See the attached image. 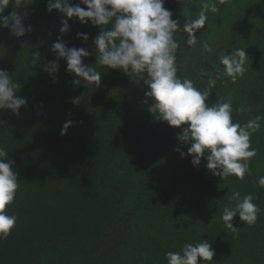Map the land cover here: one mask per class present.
<instances>
[{"label": "trees", "instance_id": "16d2710c", "mask_svg": "<svg viewBox=\"0 0 264 264\" xmlns=\"http://www.w3.org/2000/svg\"><path fill=\"white\" fill-rule=\"evenodd\" d=\"M47 3L24 0L17 10L32 28L24 37L0 28V69L21 85L17 95L27 99L19 116L0 110V146L13 161L19 183L6 209L17 222L8 239L0 241V264H167V252L202 241L215 252L212 264H264V188L258 184L264 176V120L251 137L257 150L251 175L222 179L206 168L203 157L194 166L190 156L182 159L176 151L186 154L190 147L178 140L181 130L156 121L144 105L146 86L95 65L100 29L83 27L75 18L62 40L92 53L84 64L96 68L101 80L98 87L73 84L76 78L66 71V61L52 51L64 17L56 10L49 13ZM251 3H164L181 30L175 33L177 75L200 90L215 79L207 103L230 99L233 122L240 124L264 116V5ZM12 11L9 6L4 16ZM201 15L206 20L197 26L199 43L189 48L183 27ZM234 26L258 31L233 41ZM204 43L212 52L204 51ZM238 48L249 57L243 76L232 82L219 59ZM51 61L58 63L54 77L44 71ZM251 75L262 85L249 84ZM68 120L73 126L61 136ZM234 192L241 198L252 195L260 209L251 227L234 217L237 232L221 219L224 207L235 203L230 202Z\"/></svg>", "mask_w": 264, "mask_h": 264}, {"label": "clouds", "instance_id": "9594fccd", "mask_svg": "<svg viewBox=\"0 0 264 264\" xmlns=\"http://www.w3.org/2000/svg\"><path fill=\"white\" fill-rule=\"evenodd\" d=\"M164 3L165 0H79L78 4H73L72 0H48L47 11L56 10L64 17L61 37L52 44V51L57 60L66 61V71L76 78L74 85L94 82L98 87L101 73L84 64L85 58L92 53L83 47L69 48L62 40L63 34L69 31V20L73 18L83 27H98L100 32L94 41L95 65L124 73L136 84L142 82L146 86L144 105L149 113L156 121L180 129L178 140L182 145H190L186 154L176 149L181 158L190 156L191 163L198 167L203 157L206 168L213 175L243 180L246 175H251V160L257 155V150L251 146V137L259 131L264 116H256L244 124L233 122L230 99L211 105L207 103L215 79L209 81L208 88L200 90L192 80L177 75L179 44L175 33L181 30ZM22 5L24 0H0V28L7 29L18 39L32 31L30 25L25 26L24 17L17 11ZM9 6L13 11L4 16ZM205 20L206 17L201 15L199 19L185 23L183 32L188 33L185 43L189 48L199 43L195 33L197 26L202 27ZM77 37L83 41L89 39L86 33H77ZM203 49L212 52L207 43L203 44ZM246 60L244 48L222 55L219 63L223 66V75L235 82L243 76ZM44 71L54 77L58 63L49 62ZM17 89H21V85L13 82L6 70L0 69V110L19 116L27 99L17 95ZM78 101L72 102L79 104ZM72 126L73 121H66L61 136L66 135ZM13 168V161L0 146V241L8 239L17 222L15 215L6 212L19 188ZM258 184L264 188V176L259 178ZM232 201L234 205L225 206L221 216L225 228L237 232L232 223L237 216L245 225H255L260 209L253 202L254 197L249 194L241 198L239 192H234L230 197ZM214 255L208 241L185 244L181 251L165 254L167 264H198L200 261L212 264Z\"/></svg>", "mask_w": 264, "mask_h": 264}, {"label": "rangeland", "instance_id": "374dc122", "mask_svg": "<svg viewBox=\"0 0 264 264\" xmlns=\"http://www.w3.org/2000/svg\"><path fill=\"white\" fill-rule=\"evenodd\" d=\"M253 3H251V5H256L258 3H261L262 5H264V0H253ZM255 31H258V30H256L255 28L249 29V28H245V27H241L239 29L237 26H234V35L232 37V40L235 41V40L241 39L242 37H244L246 35L249 36L250 38H252L254 36ZM261 35L264 38V23L262 26ZM247 57H249V56L247 55ZM255 69H257V68H252V70H255ZM251 83H254V86L262 85V82L256 80L252 75L250 76V79H249V84H251Z\"/></svg>", "mask_w": 264, "mask_h": 264}]
</instances>
